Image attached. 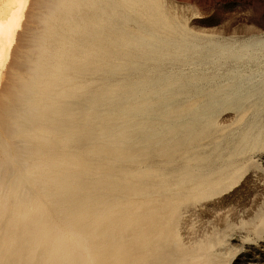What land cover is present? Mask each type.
<instances>
[{
	"label": "rangeland",
	"instance_id": "rangeland-1",
	"mask_svg": "<svg viewBox=\"0 0 264 264\" xmlns=\"http://www.w3.org/2000/svg\"><path fill=\"white\" fill-rule=\"evenodd\" d=\"M51 3L37 101L0 64V264H264V0Z\"/></svg>",
	"mask_w": 264,
	"mask_h": 264
},
{
	"label": "bare ground",
	"instance_id": "bare-ground-1",
	"mask_svg": "<svg viewBox=\"0 0 264 264\" xmlns=\"http://www.w3.org/2000/svg\"><path fill=\"white\" fill-rule=\"evenodd\" d=\"M51 1L52 0H37L36 2H34V10H38V9H40V5H42V3H44V5H43V7H45L46 8V10L45 11H43L42 13L41 12H39L38 11V13H36L34 10H32V13H29V10H27V6H30V5H28V3L30 2L31 3V0L29 1V0H0V64L1 63H3V65L5 66V64L7 63V61H6V57L7 58H9V57H13L14 56V58H13V62H11L10 61V63H11V65H12V63L13 64H15V65H19V67L20 66H25L26 67V74H22L23 76H17V74L19 73L15 68H14V66H11V77H10V81H9V83L8 84H6V85H9V87H12V85H15V86H18V87H25V89H27V95L28 94H30L31 96H33V98H34V100H36L37 101V93H38V90H37V86H38V82H40L39 81V79H38V76H39V68H40V66L37 64L39 61H40V59L42 58V53H43V51H44V47H43V41H45V38H44V40H43V29H44V27H45V23H46V21H47V19L49 18V14L50 13H52L53 11H54V9L56 8V4H52L51 3ZM127 1V0H126ZM146 1V0H145ZM39 3H41V4H39ZM96 3V2H95ZM99 3V2H98ZM134 4H136V3H134ZM33 5V4H32ZM39 5V6H38ZM46 5V6H45ZM100 5H101V3H100ZM35 6H37L38 7V9H35L36 7ZM96 6V5H95ZM149 6V5H148ZM32 8V9H33ZM98 8V7H97ZM77 9V8H76ZM41 10V9H40ZM28 11V12H27ZM84 11V10H83ZM86 11V10H85ZM104 11V10H103ZM107 11V10H106ZM148 11V10H147ZM30 12H31V10H30ZM33 12H35V13H33ZM79 12V11H78ZM77 12V13H78ZM81 12V11H80ZM117 12V11H116ZM25 13H27V14H30V17H33V18H30L29 17V19L30 20H35L34 22H36V18L38 17L39 18V20H40V22L42 23V27H41V29H37V30H35V31H33L32 33H30L29 35H28V38L26 39L28 42L30 41V43H28V44H30V46H29V49L28 50H26V51H24V52H22L21 54H18V53H12L13 55L12 56H9V55H11V53L9 54V52H10V47H13L15 44V42H16V39H19V38H16L17 37V33L19 32V34H24L25 32H26V30L24 29V31L21 33V31H20V28H21V26H22V24H23V21H24V19H26L27 17H28V15L27 16H25ZM99 13V12H98ZM101 13V12H100ZM120 13V12H119ZM110 14V13H109ZM151 14V13H150ZM85 15H87V14H85ZM116 15V14H115ZM121 15V14H120ZM119 15V16H120ZM127 16V15H126ZM95 17V16H94ZM100 17V16H99ZM121 17V16H120ZM35 18V19H34ZM103 18V17H102ZM106 19V18H105ZM129 19V18H128ZM127 19V20H128ZM38 20V19H37ZM38 20V21H39ZM102 20V19H101ZM113 20V19H112ZM115 20V19H114ZM29 21V20H28ZM115 21H117V20H115ZM28 23V22H27ZM108 23H110V22H108ZM117 23H118V21H117ZM38 24L39 23H37V26H38ZM112 24V23H111ZM114 24V23H113ZM33 26V28H35L34 26L35 25H32ZM24 27L25 28H28V26L26 27L25 25H24ZM39 27V26H38ZM66 27V26H65ZM30 28H32V27H30ZM30 28L28 29V30H30ZM76 29H78V28H76ZM78 32V31H77ZM80 32V31H79ZM26 33H28V31L26 32ZM26 33L24 34V37H27V36H25L26 35ZM92 33V32H91ZM96 33H98V32H96ZM99 35V34H98ZM124 35V34H123ZM21 35H19V37H20ZM127 37V36H126ZM16 38V39H15ZM105 38V37H104ZM130 38V37H129ZM15 39V40H14ZM22 39H24L23 37H22ZM52 39V38H51ZM126 39V38H125ZM124 39V40H125ZM58 40V39H57ZM113 40V39H112ZM118 40V39H117ZM13 41H15V42H13ZM18 42V41H17ZM21 42H23L22 44H24V40H21ZM19 43H20V41H19ZM26 43V45L25 46H28L27 45V42H25ZM142 43V42H141ZM144 43V42H143ZM14 44V45H13ZM11 45H13V46H11ZM69 45V44H68ZM79 45V44H78ZM92 45V44H91ZM17 46V45H16ZM24 46V47H25ZM67 46V45H66ZM70 47H71V45H69ZM22 47V46H21ZM108 47V46H107ZM159 47V46H158ZM82 49H83V47H81ZM136 48V47H135ZM12 49H15V47L14 48H12ZM17 49H18V47H17ZM75 49V48H74ZM91 49V48H90ZM98 49V48H97ZM20 50V49H19ZM18 50V51H19ZM71 50H73V49H71ZM89 50V49H88ZM99 50V49H98ZM133 50V49H132ZM131 50V51H132ZM22 51V50H21ZM86 51V50H85ZM82 52V51H81ZM91 52V51H90ZM104 52V51H103ZM71 53H72V51H71ZM101 53V52H100ZM87 54V53H86ZM105 54V53H104ZM154 55V54H153ZM72 56H73V54H72ZM105 56V55H104ZM70 57V56H69ZM74 57V56H73ZM97 57V56H96ZM103 57V56H102ZM72 58V57H71ZM104 58V57H103ZM156 58V57H155ZM75 59V58H74ZM107 59V58H106ZM11 60H12V58H11ZM72 60V59H71ZM52 61V60H51ZM5 62V63H4ZM55 62V61H54ZM99 63H101V62H99ZM98 63V64H99ZM118 63V62H117ZM64 64V63H63ZM68 64H70V63H68ZM67 65V64H66ZM102 65V64H101ZM111 65V64H110ZM25 67H22V70H25L24 68ZM112 67V65L109 67V68H111ZM3 68V67H2ZM114 68H115V65H114ZM50 69V68H49ZM56 69V68H55ZM4 71V70H3ZM94 71V70H93ZM97 72V71H96ZM16 75V76H15ZM64 81V80H63ZM34 88L35 90L34 91H32L31 92V88ZM110 89V88H109ZM109 89H108V93H109ZM91 91V90H90ZM16 91H14V93H15ZM31 92V93H30ZM62 92V91H61ZM103 92H105V91H103ZM115 92V91H114ZM65 93V92H64ZM64 93H62V94H64ZM75 93V92H74ZM73 93V94H74ZM101 92H99V94H100ZM113 93V92H112ZM73 94H72V96H73ZM114 94V93H113ZM112 94V95H113ZM116 94V93H115ZM71 95V94H70ZM96 95V94H95ZM98 96V95H97ZM103 96H105V95H103ZM109 96H110V94H109ZM114 97H115V95H113ZM83 97H84V95H83ZM95 98H96V96H94ZM93 97V98H94ZM99 97V96H98ZM101 97V96H100ZM106 97V96H105ZM108 97V96H107ZM113 97V98H114ZM60 98V97H59ZM62 98V97H61ZM118 98V97H117ZM64 99H65V97H64ZM71 99V98H70ZM102 99H103V97H102ZM112 99V98H111ZM67 101H68V99H66ZM98 99H94V101H97ZM101 100V99H100ZM105 100V99H104ZM73 101V100H72ZM93 101V102H94ZM99 101V100H98ZM106 102L108 101V99L107 100H105ZM115 101V100H114ZM78 102V101H77ZM92 101H91V103H90V105L93 103ZM109 102V101H108ZM107 102V103H108ZM56 103V102H55ZM65 103V102H64ZM97 103V102H96ZM115 103V102H114ZM77 104V103H76ZM80 105H81V103H79ZM93 104H95V103H93ZM39 105V104H38ZM83 105V104H82ZM89 105V104H88ZM107 105V104H106ZM114 105V104H113ZM28 107H27V109H28V111H29V115L26 117V119L22 122V123H19V124H17V125H15L14 126V128L13 129H10V128H8L7 127V129H8V132L9 133H25V135H28V133H26L27 132V130H29L30 128H31V123L33 122V120L36 118V116H38V111L40 110L39 108H40V106H38V107H36V105L32 102V101H30L29 102V104L27 105ZM103 106V105H102ZM110 106H112V104H110ZM58 107V106H57ZM84 107V106H83ZM93 106H91L90 108H92ZM59 108V107H58ZM95 108V107H94ZM110 107H108V109H109ZM37 109H38V111H37ZM53 109V108H52ZM81 109H82V106H81ZM111 110V109H110ZM113 110H115V109H113ZM112 110V111H113ZM52 112V111H51ZM58 111L56 110V113H57ZM70 112V111H69ZM72 112V111H71ZM70 112V113H71ZM78 112V111H77ZM54 113V112H53ZM66 113V112H65ZM55 114V113H54ZM101 114V113H100ZM63 115L64 116H66L64 113H63ZM63 115H62V117H63ZM39 116H41L40 115V113H39ZM59 116H61L60 114H58V117ZM72 116V115H71ZM101 116V115H100ZM88 117V116H87ZM86 117V118H87ZM94 117V116H93ZM97 117H98V115H97ZM39 118V117H38ZM57 118V117H56ZM61 118V117H60ZM59 118V119H60ZM99 119H101V118H99ZM66 121V120H65ZM88 121H89V119H88ZM100 121H102V120H100ZM70 122V121H69ZM91 122V121H90ZM34 123H35V125L37 124L36 123V121H34ZM33 124V123H32ZM34 124H33V126H35ZM48 125V124H47ZM46 125V126H47ZM94 125V124H93ZM101 125V124H100ZM121 125V124H120ZM119 125V126H120ZM65 126V125H64ZM67 126V125H66ZM75 126V125H74ZM88 126H90V125H88ZM122 126V125H121ZM72 127V126H71ZM70 127V128H71ZM76 127H78V126H76ZM91 127V126H90ZM89 127V128H90ZM34 128V127H33ZM61 128H62V126H61ZM88 128V129H89ZM96 128H97V125L95 126V128H94V126H93V129H95L96 130ZM77 129H79V128H77ZM87 129V130H88ZM93 129L91 130H88V131H93ZM33 130V129H32ZM32 130H31V132H32ZM86 130V131H87ZM97 131V130H96ZM99 131V130H98ZM30 132V133H31ZM65 132H68V131H66V129H65ZM73 131H71L70 132V135H71V133H72ZM95 132V131H94ZM33 133V132H32ZM56 133H58L57 132V130H56ZM62 133V132H61ZM86 133V132H85ZM82 135H83V133H82ZM82 135L80 136L81 137V139L83 138L82 137ZM30 136H32V135H30ZM33 136H34V134H33ZM36 136V135H35ZM67 136H68V133H67ZM72 136H73V133H72ZM29 137V136H28ZM90 137H92V135L90 136ZM96 137V136H95ZM30 138V137H29ZM84 139V138H83ZM27 140L28 139H18V143H19V145H20V147L23 149V150H27L28 148H29V145L27 144L28 142H27ZM97 140V139H96ZM29 141V140H28ZM31 141H32V139H31ZM81 141V140H80ZM88 141V140H87ZM30 142V141H29ZM96 142V141H95ZM71 143V142H70ZM89 143V142H88ZM94 143V142H93ZM109 147H110V144H109ZM32 148V147H31ZM100 148V147H99ZM104 151V150H103ZM114 155V154H113ZM87 157H89V156H87ZM66 161H67V159H66ZM68 164V163H67ZM74 164V163H73ZM75 166V165H74ZM68 168V167H67ZM70 168V167H69ZM55 170H57V169H55ZM68 170H70V169H68ZM79 171V170H78ZM89 171V170H88ZM77 172V171H76ZM69 173V172H68ZM87 174V173H86ZM79 176V175H78ZM81 176V175H80ZM89 176V175H88ZM56 178V177H55ZM106 178H108V176L106 177ZM109 179V178H108ZM63 180V179H62ZM65 180H66V178H65ZM82 180V179H81ZM111 180V179H110ZM72 181V180H71ZM100 181V180H99ZM103 181V180H102ZM81 183V182H80ZM84 183V182H83ZM91 183V182H90ZM112 183V182H111ZM85 184V183H84ZM92 184H93V182H92ZM113 184V183H112ZM114 184H115V182H114ZM113 184V185H114ZM81 185V184H80ZM108 186V185H107ZM79 187H81V186H79ZM84 187V186H83ZM82 187V188H83ZM89 187V186H88ZM88 187H86V188H83L84 190L85 189H88ZM95 187V186H94ZM118 187V186H117ZM77 188H78V186H77ZM90 188V187H89ZM108 188V187H107ZM111 188V187H110ZM120 188H122L121 186H120ZM81 189V188H80ZM114 189V188H113ZM91 190V189H90ZM107 190H109V189H107ZM112 190V189H111ZM69 191V190H68ZM89 191V190H88ZM92 191V190H91ZM94 191H95V188H94ZM96 191H98V188L96 189ZM80 192V191H79ZM90 192V191H89ZM91 194H92V192H91ZM94 194V193H93ZM106 195V194H105ZM68 205V204H67ZM77 205H78V203H77ZM80 205V204H79ZM103 205V204H102ZM86 206V205H85ZM74 211V210H73ZM78 212H80V214H81V211H79L78 210ZM67 217V216H66ZM87 218H89V217H87ZM71 219V218H70ZM73 223V222H72ZM95 227V226H94ZM98 227V226H97ZM85 228V227H84ZM82 230V229H81ZM95 230H93V232H94ZM90 232V231H89ZM76 233V232H75ZM82 236V235H81ZM84 236V235H83ZM86 236H88V235H86ZM86 242V241H85ZM107 243V242H106ZM112 248V247H111ZM167 255V254H166ZM170 255V254H169ZM169 255H167V256H169ZM166 257V256H165ZM164 258V257H163ZM169 260H170V257L168 258ZM168 260V261H169ZM158 261V260H157ZM162 261V260H161ZM149 262V261H148ZM153 262V261H152ZM181 263V262H180ZM179 263V264H180ZM143 264V263H142ZM173 264V263H172Z\"/></svg>",
	"mask_w": 264,
	"mask_h": 264
}]
</instances>
